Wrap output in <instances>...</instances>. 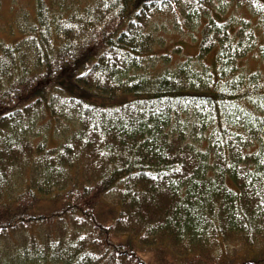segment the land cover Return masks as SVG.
I'll list each match as a JSON object with an SVG mask.
<instances>
[{
    "label": "trees",
    "instance_id": "1",
    "mask_svg": "<svg viewBox=\"0 0 264 264\" xmlns=\"http://www.w3.org/2000/svg\"><path fill=\"white\" fill-rule=\"evenodd\" d=\"M20 6L0 30V264H264V0Z\"/></svg>",
    "mask_w": 264,
    "mask_h": 264
},
{
    "label": "rangeland",
    "instance_id": "2",
    "mask_svg": "<svg viewBox=\"0 0 264 264\" xmlns=\"http://www.w3.org/2000/svg\"><path fill=\"white\" fill-rule=\"evenodd\" d=\"M14 2L16 4H18L20 7H18V11L20 12V10H30L31 6H32V0H3L2 4H1V8H0V30L6 31V25L7 23H11L13 21V19L15 18L14 13H16V8H13ZM161 22V21H159ZM159 30H160V34L162 36V38L165 41H171V39H169V35L172 34L173 36H175L174 40H172V42H176V44L179 42L181 43V45H184L183 47V54L186 55H192L193 51H194V44L191 43V35L187 34L185 36L182 35H177L175 33L176 30L173 29L172 27V23H169V25H160L158 26ZM247 65H251V61H247L246 62ZM98 214V212H97ZM99 219H101V217L99 216ZM127 237V235H122L120 237H114L113 240L116 242H123L124 238ZM139 255L145 260L151 261L153 264H157L160 263L162 260L160 258H156V256L151 254V258L148 257L147 255H145V253H139ZM170 262H172V260L168 257H166ZM145 260V261H146Z\"/></svg>",
    "mask_w": 264,
    "mask_h": 264
}]
</instances>
